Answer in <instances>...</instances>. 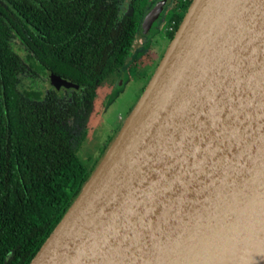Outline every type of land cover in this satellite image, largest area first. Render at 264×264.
I'll return each mask as SVG.
<instances>
[{"label": "water", "instance_id": "water-1", "mask_svg": "<svg viewBox=\"0 0 264 264\" xmlns=\"http://www.w3.org/2000/svg\"><path fill=\"white\" fill-rule=\"evenodd\" d=\"M27 264H264V0H190Z\"/></svg>", "mask_w": 264, "mask_h": 264}, {"label": "trees", "instance_id": "trees-1", "mask_svg": "<svg viewBox=\"0 0 264 264\" xmlns=\"http://www.w3.org/2000/svg\"><path fill=\"white\" fill-rule=\"evenodd\" d=\"M94 2L0 0V264H27L98 160L97 157L90 164H82L67 141L65 129L58 122L41 110L31 111L19 103L14 83L23 62L14 48L8 47L7 38L13 36L15 40H22L20 37L29 36L33 58L41 60L44 56L48 58L37 37L40 28H44L50 36L47 48L56 43L74 44L77 62L92 63L94 57L85 55L89 53L83 48L99 47L96 56H100L104 52L103 44L96 45L91 33L83 31L84 35L75 37L73 34L70 41H59L63 34L70 33L65 24H58L55 14L58 9L73 11L72 5H77L78 13L83 14ZM187 5H183L184 10ZM110 15H115V9ZM135 24L136 20H132L131 25L124 27L119 61L128 52ZM110 39L106 65L112 59L109 53L111 44L117 43L115 38ZM113 53H117L116 49ZM106 65L102 68L105 69ZM76 69L79 73L77 66ZM97 69L101 68L83 67L84 71L93 74Z\"/></svg>", "mask_w": 264, "mask_h": 264}, {"label": "flooded vegetation", "instance_id": "flooded-vegetation-1", "mask_svg": "<svg viewBox=\"0 0 264 264\" xmlns=\"http://www.w3.org/2000/svg\"><path fill=\"white\" fill-rule=\"evenodd\" d=\"M94 1L93 6L86 9L83 14L78 13L77 5H72L73 11L58 9L55 14L58 24H65L68 33L72 34V36L63 34L59 41H70L73 34L76 37L78 34L91 33L96 45L103 44L104 52L100 56H96L99 47L83 48L89 53L85 55L94 57L92 63L77 62V48L74 44L56 43L47 48L50 36L44 28H40L39 32L37 29L42 52L48 55V58L44 56L41 60L33 58L34 52L28 43L29 36L20 37L22 40L19 38L15 40L13 36L7 38L10 42L8 47H13L23 62L14 83L19 103L29 107L31 111L41 110L44 115L58 122L65 129L67 141L77 159L84 165L90 164L95 155L99 160L105 151L103 149H106L113 137L109 136L104 142L101 141L99 148L94 152H87L88 145L92 143V137L88 135L87 129L96 104H100V108L104 109L106 100L119 78L146 79L150 76L188 6L184 10L183 5L190 2V0ZM28 7L30 8L29 5ZM42 9L44 12V3ZM114 9L115 15L111 16ZM147 11L149 14L146 20H143ZM66 12L69 15H65ZM132 20H136V24L128 52L122 61H119L122 50L120 43L123 40L121 35L125 33V25H131ZM110 38H115L117 43L112 42L109 49L112 55L111 63L106 65ZM113 49H116L117 53H113ZM104 65L105 69L102 68ZM84 66L101 69L93 71L95 72L93 74L92 71H84ZM49 78H63L64 82H53ZM86 137L89 139L88 142L84 141Z\"/></svg>", "mask_w": 264, "mask_h": 264}, {"label": "rangeland", "instance_id": "rangeland-1", "mask_svg": "<svg viewBox=\"0 0 264 264\" xmlns=\"http://www.w3.org/2000/svg\"><path fill=\"white\" fill-rule=\"evenodd\" d=\"M145 81L146 79L143 78H130L124 89L120 91L112 102L105 105L104 109L100 108V104H96L94 114L90 119L91 125L89 122L87 129L88 135L92 137V143L88 145L87 152H94L99 148L101 141L104 142L109 136L115 135L122 118L137 100ZM114 130L116 131L114 132ZM86 139L84 141L88 142L89 139ZM95 156L90 161L95 160Z\"/></svg>", "mask_w": 264, "mask_h": 264}]
</instances>
